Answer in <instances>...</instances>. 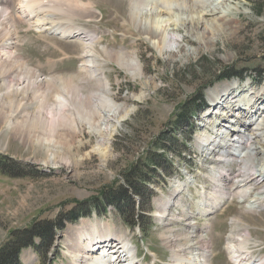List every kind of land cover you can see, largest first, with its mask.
I'll return each instance as SVG.
<instances>
[{
	"label": "rangeland",
	"instance_id": "374dc122",
	"mask_svg": "<svg viewBox=\"0 0 264 264\" xmlns=\"http://www.w3.org/2000/svg\"><path fill=\"white\" fill-rule=\"evenodd\" d=\"M75 1L94 6V10H81L82 16L74 18L78 39L38 33L20 24L15 48L41 79L72 80L76 87L68 98L88 106L89 111L92 108L93 113L102 108L99 96L108 90L122 108L120 122L110 125L108 132L102 133L103 138L95 135L91 123L73 106L66 107L67 111L58 108L63 100L58 99L56 86L47 93L46 104L35 98L27 112L33 116L39 110L47 135L62 132L66 146H57L54 157L50 149L37 143L25 145L18 141L5 126L7 123L0 126V248L14 234L44 223L63 227L55 229L50 244L34 239L35 246L21 251L20 264H71L68 251L80 228L89 238H94L96 232L104 235L107 229L111 241L123 237L136 255V264H173V248L184 246L188 259L202 244L207 264H233L225 248L226 239L232 241L246 232L251 237L247 250L254 259L264 258V177H256L259 185L250 187L249 197L232 198V184L244 176L251 178L249 168L237 160L238 154L232 156L234 163L227 171H216L220 167L215 170L214 159L210 156L212 167L208 158V149H216L218 143L224 148L223 154L234 153L222 135L218 136L224 129L240 131L233 135L238 138L253 130L252 117L264 121V98L251 118L246 120L247 112L243 115L242 111L245 96L249 95L246 100L250 101L254 96L250 94L264 93V0H192L190 5L196 12L208 13L213 8L218 11L202 16L196 30H191L190 21L194 18L197 24V17L182 15L181 19L187 20L184 26L177 22L178 42L162 56L131 24L132 0ZM17 2L0 0V6L15 13ZM221 22L224 26L217 27ZM90 35L94 36L92 41L81 40ZM120 53L128 59L138 57L142 77L119 63ZM89 56L92 64L83 63ZM11 74L15 77L16 72ZM104 80L109 83L106 88L102 87ZM236 87L240 89L234 90L229 100L217 105L213 102L215 91L225 97ZM227 101L238 104L226 111L223 107ZM221 109L228 119L223 120L220 112L216 117L224 122L215 117ZM1 111L13 113L8 107ZM49 112L55 117L46 121ZM230 121H236L235 126ZM214 129L215 135H204ZM208 140L214 146L205 149ZM200 144L204 149L199 148ZM137 165L142 172L135 181L140 180L134 188L138 195L117 205L108 203L120 191L124 177L138 170ZM210 174L213 178L223 176L220 178L227 185L211 183ZM210 190L227 194L214 206V213L199 216L196 206L201 207V195ZM198 191H203L199 197ZM251 198L256 204H250ZM168 199L173 201L166 210ZM118 207L128 215L126 220L116 211ZM71 212L77 217L86 213L90 216L71 222ZM132 212L135 215L130 217ZM161 213L166 218L159 222ZM232 220L237 229L232 230Z\"/></svg>",
	"mask_w": 264,
	"mask_h": 264
},
{
	"label": "bare ground",
	"instance_id": "6f19581e",
	"mask_svg": "<svg viewBox=\"0 0 264 264\" xmlns=\"http://www.w3.org/2000/svg\"><path fill=\"white\" fill-rule=\"evenodd\" d=\"M191 1L192 0H132L130 2L129 19L131 24L136 27V29H138V32L141 34V36L157 51L160 56H162L174 48L178 42V31L176 29L177 22H181L182 26H184L188 16H196L197 24L193 23L195 22L194 18H191L190 21V23H192L190 25V28H192L191 30H196L201 24L200 22H202V16L207 14H215L214 12L218 11L217 8H213L208 11V13L196 12L195 6L190 5ZM63 5L66 7H64L65 10L62 8ZM81 10L86 12L92 11L94 10V6L92 3L83 4L82 2L75 0H62L61 2L60 0H18L15 13H13L14 10L11 11L8 8L0 6V126L7 123L5 126L13 131L14 136L18 141H21L25 145L37 143L46 149H50L52 157H54V154L56 153L55 150H57V146H66V144H64L65 138L61 136L62 132L60 135H57L56 131L52 135H47L43 127V116L40 117L38 112L39 110L35 111L33 116H29L27 113L30 111V105L32 104L33 99L35 101V98H40V102L46 104L44 100L48 101V99H46L48 98L46 95L49 93L50 89H55L56 86L58 87L57 92H59L57 97L58 99L61 98V101L63 100V102H60L61 105L58 106V108L60 107L59 109L62 111H67L65 110L66 107L73 106L74 110L80 116L88 120V124L91 123V129H95V135L97 136L103 138L102 133H107L110 129V125H116L118 122H120L119 116L122 108L116 105L112 96L109 95L108 90L105 89L106 92H102L99 96V102L101 103L102 108H96L93 113L92 108L91 111H89L87 108L88 106L81 103L80 105L79 102L77 103L76 101H73L74 98L73 100L68 98L69 95L72 96V93L75 91L76 87L72 84V80L68 81L60 76V78L56 80H50L51 78L41 79L39 73L36 70L31 69L22 60L15 48L16 40L19 37L18 26L20 24H27L29 29L35 30L38 33H48L68 39L72 37L77 38V35L74 32L76 28L78 29V27H76L74 24V18H79V16H82ZM185 14L187 15V18L181 19L182 15ZM59 18L66 22L60 21ZM221 23L222 24L220 25L216 24L217 27L222 28L224 23ZM78 31H76L78 34L84 35ZM93 37V35H90L89 38L87 37V39L81 40L92 41ZM85 55H91V53L86 52ZM125 56L126 55L124 53H120V56L117 58L119 63L126 65V67L135 73L138 78L142 77V68L138 57L136 56L135 58L128 59V57ZM90 57L91 56H89L88 61L87 58H85L83 63L92 64ZM85 69H89V67L85 65ZM13 72H16V75L18 76L15 75V77H11V73ZM20 75L21 77H19ZM101 81L102 80H99V82ZM104 81V86H101L106 88L109 86V83L106 80ZM8 86L10 87L7 88ZM49 86L50 88H47ZM236 89L240 88L236 87L235 89H231L225 97H220V95H218L220 94L219 90L215 91L216 97H213V102L217 105L221 100H229V98L232 97V92ZM250 95H254L250 101L246 100L249 95L245 96L246 99H244L245 97L243 98L246 101V104H244V108L242 107V111L243 115L245 112H247L246 120L251 118V114L255 110H258V103L262 98H264V93H254ZM65 98H68L69 100ZM233 98L236 99V96ZM243 99H241L242 102H244ZM236 103L237 102L234 101H227L226 106L223 108L226 109V111H231L234 109V106H236ZM39 104L41 106V103ZM14 106L15 108H13ZM5 107H8L10 112H13L12 114H8L10 116L6 115L5 111H1V109H4ZM215 108L216 106L213 104V111ZM222 111V109L218 110L215 114V117L218 116L217 113L220 112L222 115H224L222 117L223 120H227V115H225ZM25 113L27 114L24 115ZM78 114L77 116H79ZM261 114H264V109ZM46 115L47 117H44L46 121H51L55 117L51 112L47 113ZM230 115L231 117H235L233 114H229V116ZM220 120L221 122H224L222 119H217V121ZM75 122L76 121H74V123ZM235 122L230 121V123L234 124V126L236 124ZM68 123L67 125H70V123ZM38 127L41 129L40 133L37 135L36 130ZM224 127L225 126L223 125V128ZM250 128H253V130L250 131V129L246 135L239 136L238 138L233 135L240 133V131L224 129L223 133L218 134V136L222 135L224 143L226 142L229 144L231 150H233L234 153L228 151L224 152L223 154L222 152L224 148L219 147L221 144L218 143V147L214 149L210 155H208L209 160H211L210 156H212L214 159L215 166L211 160L212 167L214 166L215 170L220 167L216 171H221L222 169L227 171L229 164L234 163L232 156L236 157V154H238L236 157L237 160L245 167L249 168L251 178L244 176L241 181H235L232 184V192L234 194V197L232 198H237L238 196L241 198L249 197L251 194L250 187L259 185V183H257L255 180L256 177H264V121L261 122L259 120H255V117H252L250 119ZM214 131L216 132V129H214ZM206 133H209L210 135L214 134L213 131L210 132L209 130H207L204 135ZM68 135L70 136V134ZM206 143L209 146H201V142L199 148L206 149V147L214 146L209 140L206 141ZM210 176L212 180V182L210 181L211 183L215 184L220 182L224 186L227 185V181H222L220 178H223V176H216L214 178L212 174H210ZM217 188L222 189L220 185H217ZM225 190L228 191V189ZM202 192L198 191V197L199 193ZM226 194L227 193L225 191L217 190L214 193L213 190L206 191L203 195H201V207H199V205L196 206L197 211L200 213L198 215H211L214 213L216 210L214 209V206L218 205L222 199V196ZM251 199L253 200L254 198ZM170 201L173 200L168 199L164 204L166 210H168ZM225 201L232 202L233 199ZM250 204H256V201L253 200ZM158 217L159 222H161L166 218V215L161 213L158 215ZM232 223V230L237 229L234 228L235 220H232ZM102 233L96 232L94 233V238H89V234L85 229H77L75 234L73 233L76 236L75 243L72 244L73 246L71 247V250L68 251L71 264L137 263L135 261L136 255L132 252L129 243L123 237L118 236L114 239V241H111V236L108 233V229L104 235ZM250 238V234L246 232L243 235H237L232 241L229 240V237L226 239L225 248L229 251L228 255L233 264H264V258L254 259L255 257H253V253L248 251L249 249L247 250ZM185 250L186 249L184 246L172 249L173 264H207V252L206 247L203 244L201 245V248L188 259H185L186 255L183 253Z\"/></svg>",
	"mask_w": 264,
	"mask_h": 264
},
{
	"label": "trees",
	"instance_id": "16d2710c",
	"mask_svg": "<svg viewBox=\"0 0 264 264\" xmlns=\"http://www.w3.org/2000/svg\"><path fill=\"white\" fill-rule=\"evenodd\" d=\"M200 111V110H199ZM199 113V112H198ZM184 117V115H183ZM152 162V161H150ZM139 166L137 165L138 170L136 172H132L129 176L127 175L124 177L123 183L120 185V188L116 193V196L114 198H111L108 200V203L117 205L122 200H132L134 196L138 195L139 191H135L134 188L138 187L136 186L137 177L142 174V172H139ZM141 167V166H140ZM136 168V167H135ZM104 208L106 206H100L99 208ZM124 220L128 218V215H126L125 211L122 210V208L118 207L116 209ZM123 211V212H122ZM72 220H77L78 217L74 214V212L70 213ZM135 214L132 212L130 217H133ZM128 221V220H127ZM63 226L59 225H48V224H37L34 225L31 230H25L23 232L14 234L11 236L10 240L6 243L5 246L0 248V264H20L19 263V255L21 251L28 247L33 245L34 239L40 240L42 243L50 244L52 240L53 233L55 232V229L59 228L62 229ZM22 236V239H21Z\"/></svg>",
	"mask_w": 264,
	"mask_h": 264
}]
</instances>
